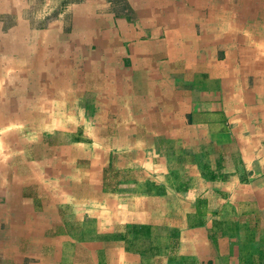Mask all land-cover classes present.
Wrapping results in <instances>:
<instances>
[{
	"label": "crops",
	"instance_id": "crops-1",
	"mask_svg": "<svg viewBox=\"0 0 264 264\" xmlns=\"http://www.w3.org/2000/svg\"><path fill=\"white\" fill-rule=\"evenodd\" d=\"M31 1L0 0V264H264V0L96 9L125 84L67 140L11 141L7 98L34 86L15 130L42 113L36 70L3 69Z\"/></svg>",
	"mask_w": 264,
	"mask_h": 264
},
{
	"label": "rangeland",
	"instance_id": "rangeland-1",
	"mask_svg": "<svg viewBox=\"0 0 264 264\" xmlns=\"http://www.w3.org/2000/svg\"><path fill=\"white\" fill-rule=\"evenodd\" d=\"M30 3L26 17L30 28L24 33L26 44L18 49L17 58L11 59L3 69L7 76H11V73L19 74V67L21 72L36 70L38 80L41 79L36 87L39 96L32 98L31 102L41 104L42 113H38L36 118V112H32L36 124L31 128L15 130L19 128L18 122L21 121L24 126L30 115L16 105L29 103L23 96L31 94L34 86L31 88L28 84L23 88L21 94H18L21 97L7 98V107L11 105L14 111L12 115L8 112L7 116L11 115L17 123H11L16 127L7 129L6 132L11 133H7L6 139L16 141L20 137L23 139L29 136L31 132L37 136L55 134L54 138L65 137L67 140L78 126V116L84 113L88 117L94 110L96 97L90 95L91 90L100 92L108 86L118 88L125 84L122 80L125 66L121 58L127 57L123 51L127 52L128 49H123L118 43L114 44L117 39H103L106 28H98L100 22L94 12L98 9L102 16L113 6L119 15L127 3L123 0H37ZM109 43L111 45H107ZM122 52L124 56L120 57ZM13 76L7 81V87L13 83ZM106 98L107 95L103 99ZM118 100L122 101L120 98ZM31 106H28L30 110ZM45 108L49 111L46 112ZM77 111L81 112L80 115Z\"/></svg>",
	"mask_w": 264,
	"mask_h": 264
}]
</instances>
